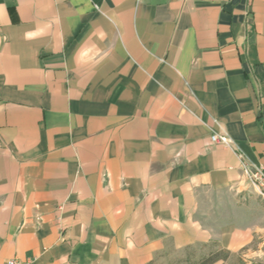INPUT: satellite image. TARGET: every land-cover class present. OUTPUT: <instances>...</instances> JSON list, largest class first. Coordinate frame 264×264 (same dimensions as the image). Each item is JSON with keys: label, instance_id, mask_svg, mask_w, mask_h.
I'll return each instance as SVG.
<instances>
[{"label": "crops", "instance_id": "obj_1", "mask_svg": "<svg viewBox=\"0 0 264 264\" xmlns=\"http://www.w3.org/2000/svg\"><path fill=\"white\" fill-rule=\"evenodd\" d=\"M213 131L264 168V0H0V264L207 241L251 186Z\"/></svg>", "mask_w": 264, "mask_h": 264}, {"label": "rangeland", "instance_id": "obj_2", "mask_svg": "<svg viewBox=\"0 0 264 264\" xmlns=\"http://www.w3.org/2000/svg\"><path fill=\"white\" fill-rule=\"evenodd\" d=\"M203 208L205 224L214 236L202 244L160 254L152 264H210V260L212 264H264V198L252 185L245 191L209 197ZM227 229L236 232L231 236L236 239L232 248L224 241Z\"/></svg>", "mask_w": 264, "mask_h": 264}, {"label": "built area", "instance_id": "obj_3", "mask_svg": "<svg viewBox=\"0 0 264 264\" xmlns=\"http://www.w3.org/2000/svg\"><path fill=\"white\" fill-rule=\"evenodd\" d=\"M209 140L212 144L218 143L234 151L239 161V169L245 176L247 183L252 185L257 194L264 198V168L260 164L253 163L241 150L237 142L226 132L213 131L209 136ZM4 264H27V262L10 257L5 260Z\"/></svg>", "mask_w": 264, "mask_h": 264}, {"label": "trees", "instance_id": "obj_4", "mask_svg": "<svg viewBox=\"0 0 264 264\" xmlns=\"http://www.w3.org/2000/svg\"><path fill=\"white\" fill-rule=\"evenodd\" d=\"M210 259H209V257H208V259L206 260V261H209ZM213 260H210V264H212L213 262H212Z\"/></svg>", "mask_w": 264, "mask_h": 264}]
</instances>
